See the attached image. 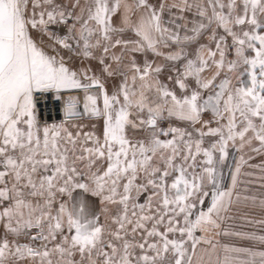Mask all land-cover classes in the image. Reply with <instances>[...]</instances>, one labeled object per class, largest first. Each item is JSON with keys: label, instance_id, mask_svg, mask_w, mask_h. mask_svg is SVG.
Returning <instances> with one entry per match:
<instances>
[{"label": "snow or ice", "instance_id": "1", "mask_svg": "<svg viewBox=\"0 0 264 264\" xmlns=\"http://www.w3.org/2000/svg\"><path fill=\"white\" fill-rule=\"evenodd\" d=\"M256 157L264 0H0V264H264L209 235Z\"/></svg>", "mask_w": 264, "mask_h": 264}, {"label": "rangeland", "instance_id": "2", "mask_svg": "<svg viewBox=\"0 0 264 264\" xmlns=\"http://www.w3.org/2000/svg\"><path fill=\"white\" fill-rule=\"evenodd\" d=\"M76 93H64L60 97V102L62 103L61 106L59 105L58 101L56 99V95L54 93L48 94V96L52 97V101L50 104H47L48 112L51 113L50 116L53 117L55 115L61 114L63 116L64 108L66 106L65 102L70 98V96H75ZM40 106H38L39 108ZM50 117V119H51ZM45 119L49 120V117H44ZM60 120H55L54 122H59ZM231 155H235V153H232ZM250 163L252 164H258V158L252 160ZM261 163V162H260ZM228 165L224 169V184L225 186H230L231 183V171L232 167H234V161L230 158ZM252 170V169H250ZM244 171H249L247 168L244 169ZM257 169L253 172H256ZM245 179V178H241ZM247 179L255 180V177H249ZM253 185H255V188H257L256 184H240L238 185L237 189L235 190L236 193H238L242 198L244 196H253L255 195L258 197V190L255 191L253 189ZM250 187V194L248 192ZM261 196V195H259ZM234 200H235V194H234ZM244 200L241 199L240 203H234L231 210L225 214L226 218L222 221H220V229L214 230L218 231L219 235H214L212 232L209 233L210 236L213 237L214 241L218 243V245H230V246H244V247H253L255 250L264 251V244H259L254 241L246 240L242 237H237L235 235H224V232L227 231L229 233H235V232H242V233H256L258 234V223H248V219L259 221V216L257 212V206L252 207L251 202H243ZM263 230V227L261 231ZM197 235H200V233H197ZM207 247V246H205Z\"/></svg>", "mask_w": 264, "mask_h": 264}, {"label": "crops", "instance_id": "3", "mask_svg": "<svg viewBox=\"0 0 264 264\" xmlns=\"http://www.w3.org/2000/svg\"><path fill=\"white\" fill-rule=\"evenodd\" d=\"M153 2H159V0H153ZM167 3H172V0H167ZM175 11V10H174ZM258 158V164L260 163V162H262V160H264V157H257ZM249 171H255L256 169H252V170H250V169H248ZM257 172V174H259L258 173V170L256 171ZM252 184H256V186H257V188H255V185H253V189L255 190V191H257L258 190V199H260V198H264V189H261L260 188V186H259V183L257 182V183H252ZM249 186H250V184H249ZM248 192H249V194H250V187H249V190H248ZM259 195H261V196H259ZM243 202H245V201H243ZM250 202V201H249ZM252 207L254 208V206L252 205ZM255 209V208H254ZM257 212H258V216H259V220H264V210H261L259 207H257ZM262 227H263V230L261 231V229H262ZM258 234H261V235H264V225H260V224H258Z\"/></svg>", "mask_w": 264, "mask_h": 264}, {"label": "bare ground", "instance_id": "4", "mask_svg": "<svg viewBox=\"0 0 264 264\" xmlns=\"http://www.w3.org/2000/svg\"><path fill=\"white\" fill-rule=\"evenodd\" d=\"M44 97H42L41 95L40 96H38V98H37V101H38V105L40 106V107H42V105L44 104V117L46 116V117H48V115H49V112H48V107H47V104H50V102L52 101V97L50 96H48V94H46V95H43ZM45 100V101H44ZM58 103H59V105L61 106V102H60V100L58 101ZM61 103V104H60ZM40 112H42L41 110H40ZM51 114V113H50ZM42 115H43V113H42Z\"/></svg>", "mask_w": 264, "mask_h": 264}, {"label": "built area", "instance_id": "5", "mask_svg": "<svg viewBox=\"0 0 264 264\" xmlns=\"http://www.w3.org/2000/svg\"><path fill=\"white\" fill-rule=\"evenodd\" d=\"M42 97H44L43 95H41ZM45 101V100H44ZM61 104V103H60ZM39 106V105H38ZM44 104L42 105V107H39L38 109L39 110H41L42 112L41 113H43V117H44ZM48 117H49V122H54L55 120H61V119H63V116L61 115V114H59V115H55L54 117H53V119H52V117L50 116V113H49V115H48ZM50 117H51V119H50Z\"/></svg>", "mask_w": 264, "mask_h": 264}]
</instances>
